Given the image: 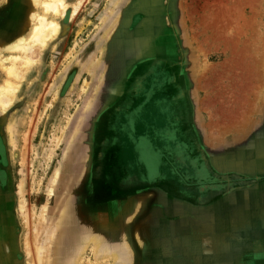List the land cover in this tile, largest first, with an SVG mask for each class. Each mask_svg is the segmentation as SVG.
Wrapping results in <instances>:
<instances>
[{"label": "rangeland", "instance_id": "rangeland-1", "mask_svg": "<svg viewBox=\"0 0 264 264\" xmlns=\"http://www.w3.org/2000/svg\"><path fill=\"white\" fill-rule=\"evenodd\" d=\"M65 1V17L47 14L59 23L58 34L36 47L12 103L0 106L7 153L0 264H219L218 251L194 249L207 234L195 233L201 230L192 210L199 209L191 206L243 192L242 203L219 205L227 227L246 223L235 219L237 208L263 213L264 146L251 137L242 146L218 136L209 149L200 125L212 118V133L224 136L235 123L254 118L264 132V0ZM44 12L37 0H0V84L11 63L7 57L15 54L11 46L18 38L26 42ZM143 82L146 96L140 97ZM186 82L195 89L198 113L188 148L155 131L153 120L163 131L169 121L156 104L149 116L133 118L135 130L126 117L115 130L114 112L124 103L140 111V98L151 99L161 87V96L172 98L171 89ZM211 109L218 115L210 117ZM200 160L208 172L196 170ZM174 198L182 202L179 215L175 203L171 208ZM86 200L94 206L91 214ZM136 223L156 234L160 226L164 235H149L146 244L131 242L130 248ZM173 224L180 234H171ZM36 242L43 243L41 259ZM110 242L115 250H108ZM211 244L224 245L213 236ZM245 248L244 260L228 264H250L253 245ZM227 254L230 259L236 252Z\"/></svg>", "mask_w": 264, "mask_h": 264}, {"label": "crops", "instance_id": "crops-1", "mask_svg": "<svg viewBox=\"0 0 264 264\" xmlns=\"http://www.w3.org/2000/svg\"><path fill=\"white\" fill-rule=\"evenodd\" d=\"M210 67L206 66L204 71L205 73H208V71H210ZM190 74V72H188ZM174 86V84H173ZM197 90V88H196ZM171 91H173V95L172 98H164L162 97L161 99L157 100L156 102H151L150 105L146 106L147 110H145L146 112V116H149L147 113H149V109L150 107H154L153 104H156V109L160 108V112L163 113L164 118L168 119L169 121H165L162 124L166 125V127H164V131H163V127L159 125L158 121L155 119L152 121V123L154 122V126L153 128L155 129V131L157 133H161L163 134V137H165L164 133L167 132V134L170 136L169 139L173 138L174 140L172 141V144L174 145L177 144L179 142V140L183 141V148H188V141L189 138H192V131L196 130V122H197V111H196V107H195V98L194 94H195V89L193 88V86L190 84V82H186L183 83L182 85H179L177 87H173V89H171ZM168 96V95H167ZM207 98L205 97V100L203 102V107H205ZM210 100V99H209ZM214 106H221V105H217L214 104ZM122 108L115 111L114 115H116L118 118L119 117V122L117 123V120L115 121V130L117 131V127L119 129L120 124L124 123V120H121L122 118L125 119V117L127 116V109L130 107L129 104L124 103L122 106ZM197 107H199V102H197ZM167 111V112H166ZM203 112L206 113V110H204ZM156 113L158 114L157 110ZM151 114V112H150ZM207 114V113H206ZM209 115V112H208ZM207 115V116H208ZM213 115H218L216 110L211 109L210 111V117ZM205 116V115H204ZM160 118V117H159ZM122 122V123H121ZM213 122L214 119L210 118L209 119V123L210 125L207 126L208 121L203 122V126L200 125V127L203 129V133H204V140H205V144L209 147V149L211 148L212 145V140L211 138H217L218 136H221L220 138L223 139L224 138H234L235 140L239 139V143H241L240 145L243 146L244 141L249 139L250 137L256 141V145L259 146V143L264 146V132H261V129H259L257 127L258 125V120L254 119L249 122V121H239L237 123H235L231 129V133H228L226 135H217V134H213L212 133V128H213ZM258 122V123H257ZM199 123V122H198ZM256 124V125H255ZM258 128L257 130H255V128ZM115 132V131H114ZM209 139V141H207ZM179 145V144H178ZM221 145V144H220ZM221 148V146H219ZM182 148V147H181ZM184 151V149H183ZM184 155H187V152L184 151ZM241 153H244L243 151ZM189 155H192V152H188ZM264 154V152H263ZM187 160L189 162V157H187ZM187 162V163H188ZM195 162V161H194ZM193 161H191V163H194ZM237 194H235V196H227L226 198H223L221 200H217L216 202L212 201H207V205H202L199 206L198 204L194 206H191V208L195 209L198 208L199 210H192V212L194 213V218L193 222L196 223L197 225H200L199 232H195V233H202L206 236V238H204V242L200 243V246H194V249H199L202 250L204 253H209L211 254L212 251H218L219 252V264H228V260H232V259H236L238 260H244L245 257V252H246V248L245 245L247 244H251L253 245V251L252 254L250 255V257L248 258V260H250V258L252 257L250 264H264V212H253L252 211H248V213L242 214V210H240L239 208H237V211L234 212L236 213L235 215V219H237V222H242L244 221V218L246 219V223L240 227L239 229H232L231 227H227L229 224V221H227V219H225L226 217L222 216V213H225V211H222V207L219 206L221 205L223 202H230V204L233 203H242V197H243V192H240L241 194H238V192H236ZM185 197V196H184ZM261 197V196H260ZM140 199L146 198V196H140ZM187 200H189V202H194V201H199L196 198L192 199V196H187L186 198ZM211 200V199H210ZM174 198V202H171V208L173 207V204L175 203V207H173L174 209H176V212L179 215L181 206H180V202L179 200H177ZM140 203H142V200H139ZM168 202V201H166ZM202 202H206L205 200H203ZM213 202V203H212ZM163 203V202H161ZM169 203V202H168ZM230 206V205H229ZM214 208H220L219 210H215ZM140 209H142V206H140ZM140 209L137 210L136 212V218H138V212H140ZM212 213H215L216 216H213ZM127 216V214H125ZM207 215H212L209 218H204ZM228 218V217H227ZM231 218V217H230ZM136 219V221H138ZM215 220V221H214ZM217 220H219L217 222ZM233 222V221H231ZM239 224V223H237ZM205 226V228H204ZM208 226V227H206ZM226 226V228H225ZM160 227V226H159ZM158 227V233L156 234V231H146V229H144L143 224L142 223H136V225L134 226L133 229V233H131V237L134 239V241H132V238L129 237L128 239V243L130 245V248L132 247V244H134L133 246H138V245H143L147 243V237L149 235L152 234H156L158 236L160 235H164L163 233L160 232ZM193 227V226H192ZM172 231L171 234H180L179 230L175 231V227L174 224L171 227ZM164 231L167 230L166 228H164ZM203 229H206L204 231H202ZM168 231H170L168 229ZM231 231H235V233H232ZM205 232V233H204ZM169 233V232H168ZM189 233L191 234V231H189ZM160 234V235H159ZM236 235L235 238L234 235ZM212 236L215 237V239H220L221 242L224 243L223 246H219V247H213L212 243ZM207 240V241H206ZM199 244V243H198ZM193 245V244H192ZM226 246V247H224ZM232 247V249H228ZM174 249V248H173ZM179 249V248H178ZM231 250V252H236V254L233 255L232 258L228 259V254L227 251ZM142 251V250H141ZM224 253V254H223ZM222 255L224 257H222ZM242 262V261H241ZM187 263L191 264L190 259L187 260ZM128 264V263H127ZM129 264H131V262H129ZM155 264H159V260H156ZM207 264V263H206ZM210 264V263H209ZM234 264H239L234 263ZM241 264V263H240Z\"/></svg>", "mask_w": 264, "mask_h": 264}, {"label": "bare ground", "instance_id": "bare-ground-1", "mask_svg": "<svg viewBox=\"0 0 264 264\" xmlns=\"http://www.w3.org/2000/svg\"><path fill=\"white\" fill-rule=\"evenodd\" d=\"M37 3L44 8V15H39L37 20L38 23L34 24V26L32 27L30 37L26 40V42H24V38H18L13 43V45L11 46V50L15 52V54L7 57V59H9L11 63L10 65L5 67L7 75L6 80H4L5 82L0 84V106L3 109H6L8 106H10L17 94L21 80L24 79L27 70L35 61V57L32 55L34 54L36 47H44L49 40L53 39L58 34L60 30L59 23L57 21H54L55 19L53 20L48 18L47 14L52 13L54 15H60L62 17H65L67 15L68 3L65 0H37ZM78 8V5L75 6V10L73 12L74 14L77 13ZM29 52H32V54H28ZM59 173L60 169H57L52 178V182L54 184L57 181ZM53 192L54 189L50 188L49 195L51 196ZM46 208L47 206L45 205L42 214H45ZM42 216L41 218L43 219ZM37 232L40 233L39 231ZM38 242H36L35 244V249L37 250L38 257L41 259L43 258V243ZM40 264H42V262Z\"/></svg>", "mask_w": 264, "mask_h": 264}, {"label": "flooded vegetation", "instance_id": "flooded-vegetation-1", "mask_svg": "<svg viewBox=\"0 0 264 264\" xmlns=\"http://www.w3.org/2000/svg\"><path fill=\"white\" fill-rule=\"evenodd\" d=\"M146 82H143V83H141V87H138L137 86V92H139L140 93V97H142V96H146V88H145V84ZM145 84V85H144ZM162 93H163V91H162V87H161V89H159L158 91H156L152 96V98L151 99H148V97L146 98H140L139 99V102H140V106L142 107L141 109H140V111H136V107L135 106H132V105H130V107L127 109V116H126V118L129 120V124L130 125H132V130H135V125L133 124V118L135 117V116H138L139 114L140 115H145L146 116V112H145V110H147V108H146V106H148V105H150L151 104V102L153 103V102H156L157 100H159V99H161L162 98ZM155 97V98H154ZM154 98V99H153ZM135 100H137V99H135ZM155 104V103H154ZM129 116V117H128ZM122 123V122H121ZM133 126H134V128H133ZM161 135H163V134H161ZM199 162V161H198ZM206 161H202V160H200V164L198 165V167H197V169L196 170H201V169H203L204 170V172H208L207 171V168L205 167L206 165ZM193 167H196L197 165L195 164V163H192L191 164ZM6 166H7V153H6V146H5V142H4V138H3V136H2V134H1V132H0V208L3 206V205H5V201H3V198H2V193H1V188H4V185L7 183V171H6ZM81 198H83L82 196H81ZM78 202H79V199L77 200ZM85 204H87L88 206H87V212H88V214L90 213L89 212V207L90 206H92L93 208H94V206H93V204L91 203V205H89L88 204V202H87V200H86V202L84 201V205ZM1 210V209H0ZM92 213H94V211L92 210ZM91 214V213H90ZM88 216V215H87ZM81 217V216H80ZM86 218V217H85ZM93 220V219H92ZM0 221H1V217H0ZM88 221H90V219H88ZM92 223V226L94 225H96V224H94V222H91ZM99 228V226L97 225V229ZM94 229H95V227H94ZM78 235H81V236H83V234H78ZM97 240H98V242H99V237H97ZM98 242H96V244L98 245V247H97V250L99 251V243ZM127 245V244H126ZM126 245H125V247H126ZM128 246V245H127ZM108 250H115L114 248H115V243H113V242H110L109 243V245H108ZM77 251V247H75V248H73L72 249V251ZM73 253V252H72ZM72 253H69V254H66V257L68 256V257H70L71 258V256L73 255ZM67 260H69V258H67ZM69 262V261H68ZM67 264V263H66ZM124 264H127V263H124ZM129 264V263H128Z\"/></svg>", "mask_w": 264, "mask_h": 264}]
</instances>
